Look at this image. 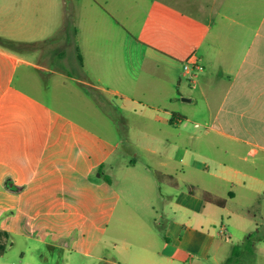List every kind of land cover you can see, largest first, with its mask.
Masks as SVG:
<instances>
[{
	"label": "crops",
	"instance_id": "0c3cea01",
	"mask_svg": "<svg viewBox=\"0 0 264 264\" xmlns=\"http://www.w3.org/2000/svg\"><path fill=\"white\" fill-rule=\"evenodd\" d=\"M0 37L1 245L197 264L254 233L264 264V0H0Z\"/></svg>",
	"mask_w": 264,
	"mask_h": 264
},
{
	"label": "rangeland",
	"instance_id": "374dc122",
	"mask_svg": "<svg viewBox=\"0 0 264 264\" xmlns=\"http://www.w3.org/2000/svg\"><path fill=\"white\" fill-rule=\"evenodd\" d=\"M117 103H119L118 100H116V104ZM98 110H100V123L104 124V126L110 124H116V126L124 124L126 126V123L124 121H126L128 125H138L139 117L137 115H132L124 110H119L117 106L113 108L108 104L102 103L100 104ZM102 129L103 128H101V131L103 133H107L106 130ZM105 129H107V127H105ZM115 133L118 135L120 131L117 130L115 131ZM124 149L125 148L121 147L117 154L121 153ZM138 150L139 149L136 148L135 150L134 148V151L139 152ZM133 172L135 171L133 170ZM135 177L136 175H134V173L132 172L130 175H128V177H126L127 186L130 185V189L127 190L123 188V194H126L128 192V197L132 199L131 202L136 205H139L138 203L150 201L151 196L148 194L147 190L140 185L139 181L135 180ZM152 200H154L153 196ZM158 202L160 203V198H158ZM163 203L167 204L166 201H164ZM252 213L255 214L257 212L253 210ZM254 216L255 215H253V217ZM253 228V225L250 226V229ZM253 236L251 237V240H246L243 244H236L234 237H232V240H228V243L226 242L225 257L231 255L230 253H232L231 251L233 250L232 246H238L236 255L233 257L231 263L224 260L223 262L222 260H220V256H217L218 258L216 259L214 256L215 249L213 248L209 258L201 259V261L197 264H232L233 262H237V264H255L257 260L254 257V248H256L255 245L258 244H256V241L254 242ZM12 238H16V236L14 235L12 237L10 235L6 243H2V245L0 244V248L2 250V253L0 255V264H113V261H122V257L117 252L121 244L118 243V246L115 249L113 246L109 245L111 241L108 242L109 246L107 248L102 249V253L100 254L101 259L97 260L95 258H83L76 253H70L65 248L52 246L44 242H40L39 240H36L34 238L29 239L27 242L24 240H20V242H17L13 245ZM217 239L219 238L217 237ZM217 239H215V242L218 241ZM19 249H23L26 251V254L23 257L21 256L20 252L18 253ZM193 257L194 259H199V255L194 256V253H192L191 255V258ZM107 259L110 260V262H108Z\"/></svg>",
	"mask_w": 264,
	"mask_h": 264
},
{
	"label": "built area",
	"instance_id": "2783aa9c",
	"mask_svg": "<svg viewBox=\"0 0 264 264\" xmlns=\"http://www.w3.org/2000/svg\"><path fill=\"white\" fill-rule=\"evenodd\" d=\"M184 68L191 72L192 76L195 77L203 69V65L197 57L191 56L187 59ZM219 233H224V229L222 227L220 228Z\"/></svg>",
	"mask_w": 264,
	"mask_h": 264
},
{
	"label": "trees",
	"instance_id": "16d2710c",
	"mask_svg": "<svg viewBox=\"0 0 264 264\" xmlns=\"http://www.w3.org/2000/svg\"><path fill=\"white\" fill-rule=\"evenodd\" d=\"M0 43H2V44H4V45H7V46H9V47L19 45L17 42H15V41H13V40L5 39V38H1V37H0ZM107 180H109L108 177H107ZM252 236H253V233L250 235V238H249L248 240H251V237H252ZM237 247H238L237 245H235V246L233 247L232 253H231V255L226 259V262H229V263L232 262L233 257L236 255ZM233 263H234V262H233ZM233 263H232V264H233ZM234 264H237V262H235Z\"/></svg>",
	"mask_w": 264,
	"mask_h": 264
}]
</instances>
